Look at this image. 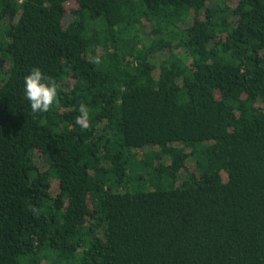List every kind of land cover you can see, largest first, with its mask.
Segmentation results:
<instances>
[{"label": "trees", "instance_id": "1", "mask_svg": "<svg viewBox=\"0 0 264 264\" xmlns=\"http://www.w3.org/2000/svg\"><path fill=\"white\" fill-rule=\"evenodd\" d=\"M0 264H264V0H0Z\"/></svg>", "mask_w": 264, "mask_h": 264}, {"label": "clouds", "instance_id": "2", "mask_svg": "<svg viewBox=\"0 0 264 264\" xmlns=\"http://www.w3.org/2000/svg\"><path fill=\"white\" fill-rule=\"evenodd\" d=\"M96 62H99L98 60ZM24 96L34 114L47 113L58 103V85L51 77L46 76L39 67H34L24 77ZM76 123L83 129L89 125V109L85 104L79 106Z\"/></svg>", "mask_w": 264, "mask_h": 264}, {"label": "rangeland", "instance_id": "3", "mask_svg": "<svg viewBox=\"0 0 264 264\" xmlns=\"http://www.w3.org/2000/svg\"><path fill=\"white\" fill-rule=\"evenodd\" d=\"M66 5L70 7L73 6L74 4L72 2H68Z\"/></svg>", "mask_w": 264, "mask_h": 264}]
</instances>
